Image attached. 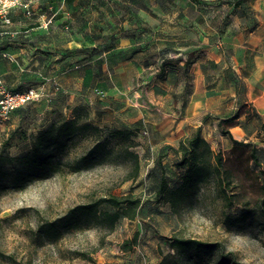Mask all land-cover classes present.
Wrapping results in <instances>:
<instances>
[{"label": "crops", "instance_id": "1", "mask_svg": "<svg viewBox=\"0 0 264 264\" xmlns=\"http://www.w3.org/2000/svg\"><path fill=\"white\" fill-rule=\"evenodd\" d=\"M30 2L35 19L19 9L23 19L12 12L9 24L0 23V49L13 56L0 58V73L10 88L52 91L45 108L65 113L84 105L101 118L125 110L144 127L150 160L161 155L165 168L168 157L178 161L172 147L189 127L208 126L204 116L217 124L238 112L221 135L227 149L231 138L264 124V0L237 7L222 0ZM180 98L182 116L174 110ZM44 99L28 105L42 108Z\"/></svg>", "mask_w": 264, "mask_h": 264}, {"label": "rangeland", "instance_id": "2", "mask_svg": "<svg viewBox=\"0 0 264 264\" xmlns=\"http://www.w3.org/2000/svg\"><path fill=\"white\" fill-rule=\"evenodd\" d=\"M202 2L208 4L212 0ZM30 11L27 20L37 17L31 3ZM12 12H16L14 20L24 18L19 9ZM141 81L140 77V86ZM46 93L49 96L44 100L54 98L52 91ZM49 100L42 108L26 104L20 107L17 116L13 117L14 110L8 120L0 123V153L11 156L29 153L32 135L39 129L55 119L75 116L73 108L65 113L45 108L46 104L50 105ZM180 101L181 106L174 108L178 116L184 115L186 99L180 98ZM87 113L94 125L128 128L135 130V134L130 140L111 139L109 146L113 153L105 160L80 163L79 169H75L76 160L94 140L88 131L79 133L58 152L52 172L46 177L32 178L22 187L13 186V175H0V264H157L164 254L173 253L169 245L173 235L220 244L213 252L201 251L194 264H217L221 254H228L241 264H264V207L259 205L257 189V182H264V124L248 137L236 138L250 141L249 147L242 151L236 146L231 152L221 139L222 131H228L231 124L220 126L215 117L207 119L204 116L201 121L208 126L203 130L199 126L201 133L215 151L220 150L225 166L235 175L234 182L231 188L226 185L223 191L216 176H212L174 211L168 202L155 195L158 181L152 171L155 160L151 161L146 152L144 127L130 119L125 110L102 118L97 112L94 116L88 110ZM132 114L136 115L135 111ZM188 116L192 122L198 119ZM194 130L189 127L190 132ZM253 146L258 149L259 166L249 158ZM131 154L137 155L139 163L138 174L134 177L131 175L134 162ZM166 161L171 165L165 162L168 185L175 187L181 180L183 168L177 165V158L175 162L170 156ZM251 167L255 172L249 174ZM3 168L9 170L10 166L5 164ZM240 178L242 183L238 181ZM236 184H243L244 188ZM231 192H237L239 203L228 207L224 204L225 194ZM128 193L141 203L134 218L121 214L113 224L84 219L74 227L67 222L57 223L58 237L39 227L46 221L57 222L77 204L104 195ZM243 212L250 214L242 219ZM167 264H177V260L170 257Z\"/></svg>", "mask_w": 264, "mask_h": 264}, {"label": "trees", "instance_id": "3", "mask_svg": "<svg viewBox=\"0 0 264 264\" xmlns=\"http://www.w3.org/2000/svg\"><path fill=\"white\" fill-rule=\"evenodd\" d=\"M199 2L201 0H192ZM231 6H241L248 0H222ZM17 110V109H16ZM75 116L61 117L51 121L46 127L39 129L32 135L31 151L20 155L11 156L9 154L0 153V175H13V186L22 187L26 181L32 178L46 177L52 172L56 163L54 159L58 152L62 151L69 140L79 133H87L94 136L93 144L82 153L76 160L75 169H79L80 163L84 165L88 162L99 163L105 160L106 156L113 153V149L109 146L111 139L130 140V137L135 134V130L128 128L115 127H99L88 120L87 109L84 105H76L73 108ZM238 117V112L233 115L220 119L219 125L232 124ZM223 134L228 131H222ZM232 139L230 151H234L236 146H239L242 151L251 145L250 141ZM172 150L178 156L176 162L179 167L183 168L181 180L175 187H169L166 179V168L162 164L161 155L155 159V164L152 167L157 184L155 195L169 203L171 210H177L182 203L195 194L199 190L201 183L207 182L212 176H216L218 185L226 190V185L231 188V183L234 182L235 175L229 172V168L223 162V156L220 150L215 151L210 143L204 138L198 126L190 135L180 139L177 147H172ZM258 149L252 147L249 152V158L256 165H260ZM133 157V168L131 175L134 177L138 174L139 163L136 154H131ZM9 164V170H4L3 165ZM248 173H254V168H248ZM258 171H261L260 169ZM238 181L242 183L240 178ZM235 186H244L236 184ZM244 188V187H243ZM259 191V205L264 207V182H257ZM226 199L224 204L232 206L239 203L237 192L225 194ZM249 205V203H248ZM141 206L138 198L131 193L117 196L104 195L95 198L89 202L77 204L71 208L57 222L46 221L45 224H40V228L44 227L45 231L53 236L58 237L60 230L58 225L62 222L70 223L71 226H76L82 221H104L113 224L117 221L121 214L134 218ZM249 212H243L241 218L249 216ZM173 253L164 254L157 264H167L169 258H175L177 264H194L195 258L201 251L213 252L220 248L218 242H211L192 237H184L173 235L169 243ZM217 264H241L228 254H221L217 260Z\"/></svg>", "mask_w": 264, "mask_h": 264}, {"label": "built area", "instance_id": "4", "mask_svg": "<svg viewBox=\"0 0 264 264\" xmlns=\"http://www.w3.org/2000/svg\"><path fill=\"white\" fill-rule=\"evenodd\" d=\"M30 0H0V23L9 24L11 22V13L15 9H22L30 14ZM51 21L47 19L45 25ZM0 58L13 59V56L6 50L0 49ZM55 90L60 87L54 86ZM49 96L43 85L31 86L25 89L10 88L3 80L0 73V123L9 119L11 113L32 101Z\"/></svg>", "mask_w": 264, "mask_h": 264}, {"label": "bare ground", "instance_id": "5", "mask_svg": "<svg viewBox=\"0 0 264 264\" xmlns=\"http://www.w3.org/2000/svg\"><path fill=\"white\" fill-rule=\"evenodd\" d=\"M233 134L234 136L238 137L241 135V133L239 132V130L237 128L233 129Z\"/></svg>", "mask_w": 264, "mask_h": 264}]
</instances>
